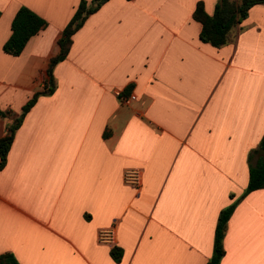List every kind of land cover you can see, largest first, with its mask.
Here are the masks:
<instances>
[{"label":"crops","instance_id":"obj_1","mask_svg":"<svg viewBox=\"0 0 264 264\" xmlns=\"http://www.w3.org/2000/svg\"><path fill=\"white\" fill-rule=\"evenodd\" d=\"M78 1L0 0V137L46 91ZM216 1L107 0L86 16L51 69L52 92L13 132L0 169V255L205 264L217 215L233 202L218 264H264V188L240 198L264 133V3L213 47L191 15L197 2L210 15ZM19 6L45 26L13 56L1 46ZM129 168L141 173L138 188L122 181ZM109 227L114 242L99 243Z\"/></svg>","mask_w":264,"mask_h":264},{"label":"trees","instance_id":"obj_2","mask_svg":"<svg viewBox=\"0 0 264 264\" xmlns=\"http://www.w3.org/2000/svg\"><path fill=\"white\" fill-rule=\"evenodd\" d=\"M107 0H79L71 17L64 25L57 39V53L49 59L47 75L49 77L46 91L34 93L31 98L21 107V111L8 128L6 133L0 137V169L5 163V158L12 141L13 132L18 127L24 114L35 102L39 94H49L53 90L51 79V69L67 55L71 44V36L83 23L86 16L94 12L100 5ZM264 3V0H217L210 15L203 10L201 2H197L192 11V19L199 23V39L213 47H220L226 44L234 31L235 26L247 14L249 7L255 4ZM45 26V21L37 14L25 6H19L10 21V34L4 41L1 49L9 55H18L26 41L38 30ZM1 115V113H0ZM259 148L264 149V133L255 149L249 155L248 160L256 157L253 165L249 164L247 169V183L240 198L250 191L264 188V154L256 156ZM234 207L230 203L223 207L216 218L212 236L211 254L205 264H218L223 255L222 237L225 230L227 219ZM109 256L114 262H119L121 250L118 247L109 249ZM0 264H17L14 257L9 253L0 255Z\"/></svg>","mask_w":264,"mask_h":264},{"label":"built area","instance_id":"obj_3","mask_svg":"<svg viewBox=\"0 0 264 264\" xmlns=\"http://www.w3.org/2000/svg\"><path fill=\"white\" fill-rule=\"evenodd\" d=\"M135 98L134 95H129L121 99L123 104H128ZM122 181L125 185L138 188L141 183V173L137 168L125 169L122 175ZM97 241L104 244H112L114 242V233L111 227L100 229L97 232Z\"/></svg>","mask_w":264,"mask_h":264},{"label":"water","instance_id":"obj_4","mask_svg":"<svg viewBox=\"0 0 264 264\" xmlns=\"http://www.w3.org/2000/svg\"><path fill=\"white\" fill-rule=\"evenodd\" d=\"M263 153H264V149L260 148V149L258 150V155H262Z\"/></svg>","mask_w":264,"mask_h":264}]
</instances>
